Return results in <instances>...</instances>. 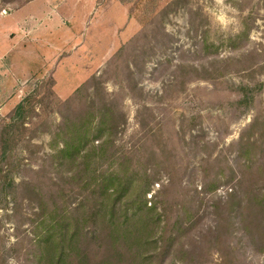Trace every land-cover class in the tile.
Returning a JSON list of instances; mask_svg holds the SVG:
<instances>
[{"label": "rangeland", "instance_id": "374dc122", "mask_svg": "<svg viewBox=\"0 0 264 264\" xmlns=\"http://www.w3.org/2000/svg\"><path fill=\"white\" fill-rule=\"evenodd\" d=\"M40 3L67 20L36 43L4 38L0 18V264H39L40 192L88 208L81 158L53 153L63 121L97 109L111 115L95 134L112 142L106 163L146 181L157 208L140 228L149 244L119 264H264V0ZM91 227L99 260L106 229Z\"/></svg>", "mask_w": 264, "mask_h": 264}, {"label": "trees", "instance_id": "16d2710c", "mask_svg": "<svg viewBox=\"0 0 264 264\" xmlns=\"http://www.w3.org/2000/svg\"><path fill=\"white\" fill-rule=\"evenodd\" d=\"M95 116L94 121L82 117L63 121L56 133L60 141L54 146L53 156L64 162L81 158V180L84 191H88L85 196L92 201L87 208L83 201L70 203L66 198L47 197L40 192L35 226L39 264H119L116 254L125 256L121 252L127 253L133 244L148 243L140 228L157 222L156 204L146 206V181L139 180L141 187L137 188V180L123 161L106 163L112 142L108 135L98 139L95 134L103 133L111 123L109 111L97 109ZM105 164L107 167H102ZM73 177L70 175L69 180ZM143 208H148L150 214L146 215ZM87 219L106 229L107 244L99 260L89 255V240L96 237L98 229L84 231Z\"/></svg>", "mask_w": 264, "mask_h": 264}, {"label": "crops", "instance_id": "0c3cea01", "mask_svg": "<svg viewBox=\"0 0 264 264\" xmlns=\"http://www.w3.org/2000/svg\"><path fill=\"white\" fill-rule=\"evenodd\" d=\"M53 7L54 5L49 3H40L39 6H36V0H24L15 6H9L8 12L4 14L0 13V18H9L8 20L11 22L10 27L3 30L2 36L13 40L11 36L14 31L19 34H24V36L32 33L35 36L32 40L36 43V29L38 27H48L50 25L61 26L66 23L65 20L67 19L64 16L60 17V19L57 17L53 18L51 14ZM38 9L41 12L38 13Z\"/></svg>", "mask_w": 264, "mask_h": 264}, {"label": "built area", "instance_id": "2783aa9c", "mask_svg": "<svg viewBox=\"0 0 264 264\" xmlns=\"http://www.w3.org/2000/svg\"><path fill=\"white\" fill-rule=\"evenodd\" d=\"M0 13H1V14H4V13H6V10H5V9H2V10L0 11Z\"/></svg>", "mask_w": 264, "mask_h": 264}]
</instances>
